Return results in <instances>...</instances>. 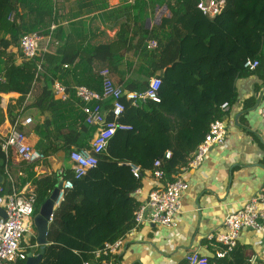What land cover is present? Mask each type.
Instances as JSON below:
<instances>
[{
    "label": "trees",
    "instance_id": "1",
    "mask_svg": "<svg viewBox=\"0 0 264 264\" xmlns=\"http://www.w3.org/2000/svg\"><path fill=\"white\" fill-rule=\"evenodd\" d=\"M198 1L123 0L109 8L107 0H77L76 14L60 15L55 0H0V85L19 94L7 105V118L11 123L18 120L17 128L23 133L37 134L36 149L46 157L61 150L69 153L73 147H89L96 133L97 128L84 121L73 86L101 91L99 73L108 68L118 76L114 84L142 91L160 71L159 102L126 105L119 121L130 128L115 131L96 166L74 180L73 188L54 209L48 244L37 264H98L93 251L104 242L123 238L134 226L133 216L140 205L134 190L143 182L133 177L129 164L140 166L143 172L169 150L171 157L164 159L163 168L165 179L173 180L188 164L210 122L222 118L221 104L236 100L235 81L249 72L243 67L246 58L257 59L259 65L264 61V7L260 3L225 0L222 11L210 18L197 8ZM162 6L168 8L167 15L148 28L149 11ZM83 9L100 10L111 27L124 19L122 30L112 40L92 45L89 38L76 33L83 27ZM58 17L74 19L63 25ZM31 32L49 35L50 44L46 51L25 58L19 53L18 41ZM149 39L156 41L154 49H147ZM55 80L69 93L64 101L54 97ZM27 116L32 121L22 127ZM4 118L0 107V124ZM4 161L0 148V173ZM33 167L29 164L27 169ZM72 177L68 167L34 180L33 215L59 180ZM32 228L30 242L35 244L33 224ZM243 251L237 247L232 255ZM242 262L213 257L207 264Z\"/></svg>",
    "mask_w": 264,
    "mask_h": 264
},
{
    "label": "crops",
    "instance_id": "2",
    "mask_svg": "<svg viewBox=\"0 0 264 264\" xmlns=\"http://www.w3.org/2000/svg\"><path fill=\"white\" fill-rule=\"evenodd\" d=\"M55 1L60 15L68 12L76 14L78 11L77 0ZM83 1L97 3L98 0ZM107 1L109 8L123 2ZM248 1H257L264 7V0ZM167 12L166 6L149 11L147 27L157 23ZM102 13L96 9H83L80 15L83 27L80 30L77 28L76 33L89 38L92 45L110 41L116 32L122 30L120 24L124 19L111 27L112 22H105ZM70 19L58 17V22L65 25ZM109 73L112 80L118 82L117 74L110 70ZM235 88L237 98L222 116L228 130L226 144L212 145L199 166L182 167L176 174L187 182L188 187L181 197V210L175 217V224L164 227L144 221L133 227L124 236L117 254L110 257L113 264H183L184 255L189 251L197 250L213 258L214 253L220 249V244L214 237L225 232V216L241 207L264 185V117L261 114L264 106V61L255 70L238 77ZM18 96L17 92L4 90L0 85V107L5 116L0 124V139L12 125L7 118V105L14 103ZM21 126L26 127L23 124ZM25 136L36 148L38 135L26 132ZM7 163L15 187L20 191L28 187L34 188V180L72 165L68 152L64 150L46 157L40 165L34 166L32 171L27 169L29 164L20 161L13 152L9 153ZM4 164L0 173V185L8 190L9 180ZM143 184L145 187H153L158 183L153 178L144 177ZM209 235H212V239ZM237 247H242L243 253H235L233 256L232 252L228 257L236 262H242L253 252L263 255L264 233L252 229L243 230L235 248Z\"/></svg>",
    "mask_w": 264,
    "mask_h": 264
},
{
    "label": "built area",
    "instance_id": "3",
    "mask_svg": "<svg viewBox=\"0 0 264 264\" xmlns=\"http://www.w3.org/2000/svg\"><path fill=\"white\" fill-rule=\"evenodd\" d=\"M132 2L133 0H127ZM225 0H199L197 8L203 15L213 18L224 8ZM13 14L9 19H12ZM54 26H51V29ZM50 44V36H43L35 32L23 34L18 41V48L25 58L37 56L40 52L46 51ZM157 43L154 39L147 41V49H154ZM259 66V61L255 58H246L243 67L248 71H253ZM40 69V66H38ZM102 79L101 91L90 89L84 85L73 86V92L78 100L79 107L84 114V121L88 125L97 128L96 133L89 147H73L68 153L73 172L72 178L62 180L54 202L55 208L64 200L66 193L73 188L74 180L81 178L87 171L96 166L98 155L101 154L109 139L117 129L127 130L129 125L119 121L123 115L126 105L138 106L148 100L159 102V88L161 79L159 76H152L146 88L142 91L126 90L114 84L109 70L104 68L100 71ZM54 97L66 100L69 93L66 87L58 80L52 84ZM109 102L110 106H107ZM223 112L230 109V104H221ZM261 114L264 117V106ZM111 115V118L108 115ZM32 121L31 116H27L21 124L27 125ZM19 121L16 120L8 128L7 133L0 139V148L5 155V174L9 180V190H3L0 186V208L5 211V217L0 215V264H14L17 261H25L28 249L37 247L36 243L31 244L30 237L33 233L32 218L36 205V197L32 187L24 190H17L12 176L8 171L7 158L13 152L16 157L26 163L40 165L46 156L28 141L25 134L17 128ZM227 124L221 119L210 122L203 140L197 145L192 157L184 168L197 167L207 156L212 145L224 146L227 142ZM171 152L166 150L163 158L154 160L152 168L141 171L140 166L130 163L129 168L134 178H153L158 184L153 187H145L144 184L134 190V195L140 200V205L136 209L133 222L134 226L144 221L155 225L171 227L175 224V217L181 210V197L187 190V182L179 175L173 180L165 179L163 168L164 159H169ZM225 232L214 237L220 244V249L214 253L215 258L229 257L235 249L240 234L245 229H252L256 232L264 233V185L260 190L241 207L229 212L223 221ZM34 235V234H33ZM212 235H209L211 238ZM124 238V237H123ZM123 238H118L114 242H104L101 248L93 251L95 259H99L98 264H113L104 255L111 257L117 254L123 244ZM264 250V249H263ZM264 252V251H263ZM33 255H36L34 251ZM209 256L199 253L197 250L189 251L184 255L186 264H207ZM83 264H91L84 261ZM241 264H264V254L250 253Z\"/></svg>",
    "mask_w": 264,
    "mask_h": 264
},
{
    "label": "water",
    "instance_id": "4",
    "mask_svg": "<svg viewBox=\"0 0 264 264\" xmlns=\"http://www.w3.org/2000/svg\"><path fill=\"white\" fill-rule=\"evenodd\" d=\"M19 53L22 55L21 50H19ZM159 74L160 71H156L153 77ZM61 186L62 180H59L49 196L40 204L38 211L33 215L32 223L36 229V245L39 247V252L36 255H33L32 252H28L25 264H37L42 257L44 247L48 244L47 230L55 209L54 202L57 199L58 191ZM0 215L5 217V211L2 208H0Z\"/></svg>",
    "mask_w": 264,
    "mask_h": 264
},
{
    "label": "rangeland",
    "instance_id": "5",
    "mask_svg": "<svg viewBox=\"0 0 264 264\" xmlns=\"http://www.w3.org/2000/svg\"><path fill=\"white\" fill-rule=\"evenodd\" d=\"M34 234V230H33V233H32V235ZM35 249H36V247H33L32 249H31V251L33 252H35Z\"/></svg>",
    "mask_w": 264,
    "mask_h": 264
}]
</instances>
